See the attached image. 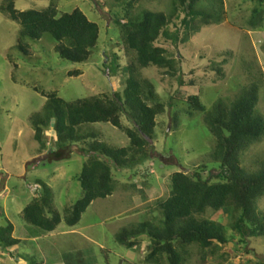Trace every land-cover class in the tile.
<instances>
[{
  "label": "rangeland",
  "instance_id": "rangeland-1",
  "mask_svg": "<svg viewBox=\"0 0 264 264\" xmlns=\"http://www.w3.org/2000/svg\"><path fill=\"white\" fill-rule=\"evenodd\" d=\"M8 1L0 0V227L10 222L12 237L20 242L7 249L0 248V264L33 261L152 264L145 261L150 243L146 236L139 237L134 247L127 248L116 242L115 235L143 221L160 225L162 217L157 203L170 195L173 173L192 175L204 167L207 169L200 172L201 178L217 174V164L211 157L215 142L206 122L212 105L217 101L229 105L254 84L257 86L254 115L264 121V14L254 28L249 25L258 1L219 0L220 4L213 1L211 5L210 1L199 0L196 9L214 12V15L217 12L218 23L203 26L199 18L194 19L189 22L186 38L184 25L180 24L185 12L178 10L177 18L175 15L166 29L172 34L179 31L178 38L183 36L184 42L174 43L172 39L160 37L153 44L164 50L163 57L173 61L175 71L178 67L181 69L176 76L155 65L137 67L135 53L126 48L116 23V20L124 23L126 18L145 10L169 15L173 0H11L19 12L53 7L60 16L78 9L94 22L98 26V40L88 59L81 63L60 58L54 50L56 43L48 34L39 40L21 38V43L27 46L26 53L21 52L17 48L20 27L1 10ZM131 64L137 79L151 84L153 100H148V105L163 106V112L155 116L152 140L147 139L151 146L146 156L138 157L124 169L107 161L114 191L92 201L76 225L70 227L61 222L54 231L43 232L27 224L21 211L40 192V188L33 192L37 180L51 188L53 209L61 216L64 208L81 196L77 177L86 155L80 146L73 144L59 149L53 120L43 131L44 146L33 140L31 121L41 114L46 95L55 93L67 102L93 96L109 99L115 98V94L121 96L128 77L127 67ZM179 78L183 86L179 85ZM190 96L198 97L204 106L203 112L189 111ZM121 124L134 126L125 115L121 116ZM78 130L81 134H97L98 141L113 148L129 144L124 132L108 123L85 124ZM239 164L249 174L261 170L264 133L240 152ZM254 206L264 213V196ZM232 210L207 209L198 216L222 226L230 242L222 246L214 242L204 250L190 245L186 247L189 255L183 264L264 261V237L237 244L239 237L231 230ZM234 214L237 216L239 212Z\"/></svg>",
  "mask_w": 264,
  "mask_h": 264
},
{
  "label": "trees",
  "instance_id": "trees-1",
  "mask_svg": "<svg viewBox=\"0 0 264 264\" xmlns=\"http://www.w3.org/2000/svg\"><path fill=\"white\" fill-rule=\"evenodd\" d=\"M207 1L211 5L216 1L220 4L219 0ZM257 1L258 7L253 10L249 22L253 28L262 21L264 14V0ZM198 2L173 0L169 15L145 10L135 17L126 18L124 23L116 20L123 43L135 53L137 67L155 65L168 70L172 76L181 72L179 67L175 71L173 61L163 57L164 50L153 44L160 37L172 39L174 43L184 42L183 36L178 38L179 31L172 34L166 29L178 10L185 12V17L180 19V24L184 25L185 38L189 36V22L194 19L199 18L203 26L218 23L217 12L214 15V12L197 10ZM1 10L20 27L17 48L21 52L26 53L27 48L21 43V38L39 40L43 34H48L55 41L54 50L60 58L81 63L88 59L98 40V26L78 9L60 16H57L53 7L42 11L29 9L19 12L9 0ZM127 72L121 96L115 94L112 99L93 96L67 102L55 93L46 95L47 101L41 114L34 116L31 121L33 140L43 147V131L50 127V121L53 120L52 127L57 135L56 146L59 149L73 144L80 146L86 155L77 177L81 196L71 206L64 208L61 216L53 209L51 188L37 180L40 192L21 211V217L27 224L43 232L54 231L61 222L70 227L76 225L92 201L105 198L114 191L111 167L107 161L124 169L133 165L138 157L146 156L151 146L147 139L152 140L155 116L163 112V106L159 103L149 106L147 101L153 100L151 84L137 79L132 64L127 67ZM178 83L183 86L181 78ZM145 88L148 89L147 93L144 92ZM256 101L257 86L251 84L229 105L221 101L212 105L206 115V122L215 142L211 157L217 164V174L201 178L200 172L207 169L204 167L192 175L173 173L170 195L157 203L162 217L160 225L143 221L118 232L115 235L116 242L132 248L139 237L146 236L150 243L145 261L152 264H183L189 255L186 247L190 245H198L204 250L211 248L214 242L221 246L230 242L222 226L209 219L198 218L207 209L215 212L230 208L233 209L230 216L233 219L231 230L239 237L238 245L253 237H264V213L254 206L255 201L264 196V164L259 172L253 174L246 173L239 164L240 152L264 133V121L254 115ZM187 102L191 113L204 111L197 96L188 97ZM122 115L132 122V128L122 126ZM94 123H108L122 130L129 140L128 146L113 148L98 141L97 134H81L78 130L79 126ZM235 212H239V215L236 216ZM6 222L4 227H0L2 249L20 242L12 237L13 225ZM30 264L40 263L33 261ZM253 264H264V261Z\"/></svg>",
  "mask_w": 264,
  "mask_h": 264
},
{
  "label": "clouds",
  "instance_id": "clouds-1",
  "mask_svg": "<svg viewBox=\"0 0 264 264\" xmlns=\"http://www.w3.org/2000/svg\"><path fill=\"white\" fill-rule=\"evenodd\" d=\"M80 148V147H79ZM83 153V152H82ZM40 188V186L38 185V184H35L34 186H33V192L34 191H36L35 189H39ZM35 197H36V195H35Z\"/></svg>",
  "mask_w": 264,
  "mask_h": 264
},
{
  "label": "crops",
  "instance_id": "crops-1",
  "mask_svg": "<svg viewBox=\"0 0 264 264\" xmlns=\"http://www.w3.org/2000/svg\"><path fill=\"white\" fill-rule=\"evenodd\" d=\"M229 244V243H228ZM226 245V244H225ZM221 246V245H220Z\"/></svg>",
  "mask_w": 264,
  "mask_h": 264
}]
</instances>
